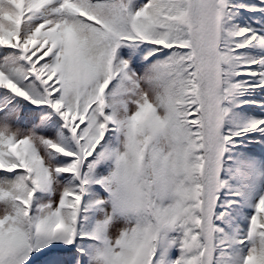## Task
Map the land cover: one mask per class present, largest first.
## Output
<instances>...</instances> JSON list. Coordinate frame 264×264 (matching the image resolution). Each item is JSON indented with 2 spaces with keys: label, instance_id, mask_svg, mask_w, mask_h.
<instances>
[{
  "label": "snow or ice",
  "instance_id": "1",
  "mask_svg": "<svg viewBox=\"0 0 264 264\" xmlns=\"http://www.w3.org/2000/svg\"><path fill=\"white\" fill-rule=\"evenodd\" d=\"M0 264H264V0H0Z\"/></svg>",
  "mask_w": 264,
  "mask_h": 264
}]
</instances>
